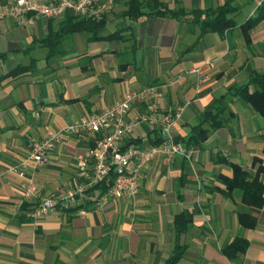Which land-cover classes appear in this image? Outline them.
<instances>
[{"label": "crops", "instance_id": "obj_1", "mask_svg": "<svg viewBox=\"0 0 264 264\" xmlns=\"http://www.w3.org/2000/svg\"><path fill=\"white\" fill-rule=\"evenodd\" d=\"M159 1L186 10L225 2ZM127 2L115 1L101 32L121 30L123 40L89 42L87 34L76 33L52 49L48 60L49 49L34 43L58 31L67 16L56 21L33 17L32 24L23 25L0 21V54H6L0 61V264H162L176 245L173 218L184 211L192 215V224L178 239L185 252L177 264H264V203L260 209L245 208L256 226L244 229L237 216L243 209L241 191L226 195L218 179L232 177L228 163L251 176L259 164L264 167V118L240 99L229 106L235 119L214 131L201 149L188 150L189 158L158 156L144 168L136 195L110 199L100 208L90 203L69 211L89 202L91 192L65 207V197L87 184L77 176L76 157L92 135L67 136L42 165L15 171L29 156V139L40 138L46 127L62 131L150 86L162 92V111L182 109L173 128L180 142L213 99L247 84L255 72L264 74V23L251 32L249 44L238 26L199 38L171 18L131 22L122 16ZM232 4L241 7L234 17L240 23L255 11L252 0ZM18 66L27 69L5 77ZM148 107L135 104L125 121ZM150 132L144 124L135 125L124 145L151 147ZM254 160L259 163L253 165ZM260 180L264 198V177ZM30 184L35 186L31 192ZM48 198L56 199L55 209L32 216ZM237 237L246 239L248 248L229 260L221 248Z\"/></svg>", "mask_w": 264, "mask_h": 264}, {"label": "built area", "instance_id": "obj_2", "mask_svg": "<svg viewBox=\"0 0 264 264\" xmlns=\"http://www.w3.org/2000/svg\"><path fill=\"white\" fill-rule=\"evenodd\" d=\"M116 0H4L0 5V21L9 19L17 24H32L33 17L48 20H59L64 16L100 22L113 9ZM255 9L264 0H252ZM162 92L158 87H146L136 92L125 94L124 99L100 114L86 115L62 131H53L46 127L40 138H30L29 156L22 160L18 168L37 167L46 161L47 154L63 138L73 135H92V145L77 155V176L87 181L85 187L70 192L65 197L68 207L79 200V196L90 190L112 173L114 181L109 190L98 196L90 195V201L96 208L104 206L108 200L120 197H132L140 189L143 170L147 164L158 156H182L189 158V152L176 141L173 128L180 120L182 109L162 111L158 99ZM138 103H146L149 107L141 114L126 122L125 117L131 108ZM144 124L149 130H158L161 143L157 146L140 148L134 144L124 145V140L131 135L135 125ZM99 135V137H96ZM22 174V172H20ZM30 192L35 186L29 185ZM57 201L45 199L31 214L45 216L55 209Z\"/></svg>", "mask_w": 264, "mask_h": 264}, {"label": "trees", "instance_id": "obj_3", "mask_svg": "<svg viewBox=\"0 0 264 264\" xmlns=\"http://www.w3.org/2000/svg\"><path fill=\"white\" fill-rule=\"evenodd\" d=\"M240 6L233 5L232 0L225 2L213 8L205 10H186L182 6L170 8L167 4L159 0H128L126 9L122 12V16L128 20L136 21L142 18H171L176 21H183L187 25L189 34L198 33L200 38L207 33H218L223 35L225 32L239 27L242 36L246 42H250L251 32L261 23H264V2L258 6L251 17L243 23L234 19L235 15L240 12ZM105 27V18L100 22L87 20L79 17L67 16L60 24L58 31H50L47 36L34 43L38 47L49 49L46 59L52 57V49L57 50L60 43L65 37L76 33H85L88 35L87 41L98 40H123L122 31L115 32L103 36L101 32ZM197 37V38H198ZM32 47V46H31ZM6 54H0V61L4 60ZM27 68L18 66L10 71L5 77L16 76ZM252 87L250 92L249 88ZM234 99H240L248 104L256 113L264 118V74L253 73L249 82L242 86H231L227 92L210 102L209 108L203 111L197 120V123L190 126L189 133L180 140V143L188 151L191 149H201L208 137L216 130L228 126L234 119V114L230 111V104ZM153 136L151 140L152 146L161 143V137L158 130L151 131ZM99 137V135H96ZM93 143L91 142L89 146ZM129 144H135L131 142ZM127 144V145H129ZM224 162V161H223ZM259 163L254 160L253 165ZM233 175L231 178L219 177L218 179L225 186V194L229 195L233 190L241 191V204L243 209L238 212V222L244 229L251 230L256 226V219L245 211L246 207L260 209L263 206V184L260 177H264V167L259 164L256 173L251 176L242 167L229 164ZM115 175L110 174L108 178L94 186L90 192L101 196L105 194L111 187ZM90 194V193H89ZM92 203L84 202L69 211H77ZM192 224V215L187 212H181L173 218V231L175 235L176 245L172 255L162 264H177L182 258L185 247L179 243V238L184 234ZM248 241L244 238H235L229 245L221 248V253L232 260L242 256L248 248Z\"/></svg>", "mask_w": 264, "mask_h": 264}, {"label": "rangeland", "instance_id": "obj_4", "mask_svg": "<svg viewBox=\"0 0 264 264\" xmlns=\"http://www.w3.org/2000/svg\"><path fill=\"white\" fill-rule=\"evenodd\" d=\"M69 17V16H68ZM71 17H75V16H71Z\"/></svg>", "mask_w": 264, "mask_h": 264}]
</instances>
